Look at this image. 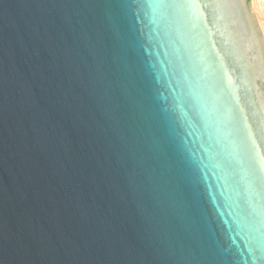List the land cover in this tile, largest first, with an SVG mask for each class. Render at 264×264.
Returning <instances> with one entry per match:
<instances>
[{
	"label": "water",
	"instance_id": "obj_1",
	"mask_svg": "<svg viewBox=\"0 0 264 264\" xmlns=\"http://www.w3.org/2000/svg\"><path fill=\"white\" fill-rule=\"evenodd\" d=\"M0 264H264L251 0H0Z\"/></svg>",
	"mask_w": 264,
	"mask_h": 264
},
{
	"label": "bare ground",
	"instance_id": "obj_2",
	"mask_svg": "<svg viewBox=\"0 0 264 264\" xmlns=\"http://www.w3.org/2000/svg\"><path fill=\"white\" fill-rule=\"evenodd\" d=\"M252 10L259 22L264 39V0H251Z\"/></svg>",
	"mask_w": 264,
	"mask_h": 264
},
{
	"label": "snow or ice",
	"instance_id": "obj_3",
	"mask_svg": "<svg viewBox=\"0 0 264 264\" xmlns=\"http://www.w3.org/2000/svg\"><path fill=\"white\" fill-rule=\"evenodd\" d=\"M129 183H130V185H132L134 183L131 178L129 179ZM77 207L79 208L81 218L84 220H87L91 214V210L89 209V207L85 206L83 204H80V203H77ZM93 208H94V204H93ZM95 242H96V238L88 239L85 241V247H87L91 243H95Z\"/></svg>",
	"mask_w": 264,
	"mask_h": 264
},
{
	"label": "rangeland",
	"instance_id": "obj_4",
	"mask_svg": "<svg viewBox=\"0 0 264 264\" xmlns=\"http://www.w3.org/2000/svg\"><path fill=\"white\" fill-rule=\"evenodd\" d=\"M253 11V10H252ZM254 13V12H253ZM254 16H255V14H254ZM255 18H256V16H255ZM256 20H257V18H256ZM257 23H258V26L260 27V25H259V22H258V20H257ZM261 28V27H260ZM262 32V31H261ZM263 36V35H262Z\"/></svg>",
	"mask_w": 264,
	"mask_h": 264
}]
</instances>
